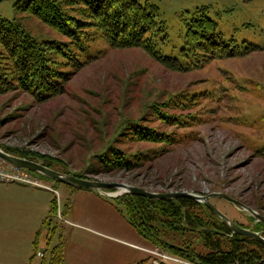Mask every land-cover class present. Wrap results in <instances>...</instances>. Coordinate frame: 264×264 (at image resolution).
<instances>
[{"label":"rangeland","instance_id":"374dc122","mask_svg":"<svg viewBox=\"0 0 264 264\" xmlns=\"http://www.w3.org/2000/svg\"><path fill=\"white\" fill-rule=\"evenodd\" d=\"M15 1L0 0L1 18H14ZM147 1L158 7L166 24L170 51L179 50L182 42L180 16L202 6L209 8L210 17L219 15V28L226 38L250 47L248 43H252L257 50L209 60L202 66L200 59L186 58L181 62L190 65L181 68L178 62L177 71L165 68L140 48H110L93 35L95 29H89L80 56L72 60L71 48L67 57L57 58V70L63 72L59 94L41 100L21 91L0 95V149L26 153L39 164L49 162L52 170L86 180L124 183L157 193H222L264 217V0ZM22 17L23 27L37 39L65 40L39 21ZM244 24L250 28L240 31ZM76 60L79 65L71 69ZM160 105L166 106L172 118L169 123L149 115ZM132 120H148L144 126L163 134L165 142L135 137L129 131ZM122 132L127 135L118 137ZM110 146L133 157L134 165L116 170L95 167L93 157ZM31 173L51 189L49 203L55 198L57 204V212L48 215L41 227L32 226L39 236L38 246L36 242L29 248L31 264H54L51 252L56 246L61 247L62 255L71 248L68 255L74 257L70 259L73 263L82 256L87 260L82 264H190L140 239L117 199L95 191L90 197ZM209 202L235 224L264 237V225L247 212L221 198ZM204 212L201 208L196 215L205 216ZM96 220L103 222L99 231L123 240H85L71 232L73 228L94 235L75 224L94 225ZM210 221L221 223L218 217ZM124 228L142 240L144 253L124 245L129 238ZM162 232L167 235L164 230L160 236ZM186 239L195 252L208 253L201 237L186 234ZM78 246H90L93 254L77 256ZM29 249L19 247L18 252L24 258ZM250 250L251 260L263 262L261 248L251 246Z\"/></svg>","mask_w":264,"mask_h":264},{"label":"trees","instance_id":"16d2710c","mask_svg":"<svg viewBox=\"0 0 264 264\" xmlns=\"http://www.w3.org/2000/svg\"><path fill=\"white\" fill-rule=\"evenodd\" d=\"M12 9L15 14L12 20L0 17V95L21 91L41 100L59 94L62 89L60 90L58 85L63 72L57 70V58L67 57L71 48H74V52L70 53L74 57L72 60L75 56H80L82 41L89 36V29H95L93 35L102 38L110 48H140L165 68L177 71L180 70L178 62L182 65L181 68L190 65L188 61L181 62L186 58L200 59L203 61L202 66L209 60L244 56L257 50L252 43H248L250 47L243 45L244 42L238 44L234 39L226 38L219 28V15L210 17L209 8L205 6L186 10L180 16L184 33L181 36L180 48L176 51L168 49L167 27L158 7L147 0H16ZM22 16L39 21L65 40L37 39L21 24ZM249 28L250 25L247 28L244 24L239 30ZM77 64L79 65L78 61H73L71 69L77 68ZM175 99L179 97L176 96ZM165 108L166 106L162 105L154 106L149 115L162 123H169L172 118ZM147 121L128 122L132 124L129 131L135 137L144 138L149 142H165L163 134L144 126ZM124 135L127 133L122 132L118 137ZM4 152L38 163L26 153L22 154L17 150L7 148ZM93 159L95 167L107 170L129 169L134 165L133 157L130 156L129 159L121 150L111 146L104 154L95 155ZM41 165L51 168L49 162ZM74 177L81 178L75 175ZM115 199L123 203L127 223L141 238L152 247L169 251L172 256L187 263L264 264V259L263 262L251 260L250 250L251 246H257L264 252L263 243L231 235L222 223L210 221L212 217L217 216L202 204L187 198L153 200L139 196H122ZM201 208L205 209V216L196 215ZM56 211L54 198L50 203L49 215L55 214ZM164 230L167 235L162 232L160 236ZM169 233L172 235L169 236ZM186 234L194 238L201 237L203 246L209 249L208 253L195 252L192 244L187 243L190 240L186 239ZM164 236L171 241L164 239ZM53 250L51 256L54 255V264H61V247L56 246Z\"/></svg>","mask_w":264,"mask_h":264},{"label":"crops","instance_id":"0c3cea01","mask_svg":"<svg viewBox=\"0 0 264 264\" xmlns=\"http://www.w3.org/2000/svg\"><path fill=\"white\" fill-rule=\"evenodd\" d=\"M48 188V187H47ZM49 189H39L33 188L20 184H6L0 183V264H31L32 259H29L30 256V247L32 248V244L37 242L38 239L36 232L37 229L33 231L32 226L36 225L37 228L41 227L43 221L49 215L50 203H49V194L51 193ZM90 197H93L96 193L91 190H82ZM57 205V204H56ZM57 212V211H56ZM97 222L94 225L89 223V225L84 224H75L76 228H85L90 230L89 232L94 234H81L82 232L76 231L72 228V233L78 235H82L85 240H95L100 239L103 242L107 240L111 241L115 240H123L118 239L112 235H107V233H103L98 230V227L103 224L101 220H96ZM7 224L9 226L7 227ZM127 225V224H126ZM129 225V224H128ZM130 226V225H129ZM126 226V227H129ZM125 227V226H124ZM131 227V226H130ZM132 228V227H131ZM128 229V237L124 241V245L127 244L129 249L133 251H138L144 253L143 250V242L139 240L138 237L134 236L133 232ZM36 232V236L32 233ZM39 236V234H38ZM113 238V239H112ZM80 239V238H79ZM141 239V237H140ZM86 243V242H84ZM82 243V245L84 244ZM28 252L27 255L22 258L21 253L18 252V248H26ZM90 246H83L80 248L78 246L75 251L78 252L77 256H81V254L91 255L89 248ZM140 249V250H139ZM71 248L67 250V253L63 252V261L62 264H82L84 260L82 256L76 262H72L70 259L74 257H69V251ZM133 253V252H132ZM32 255V254H31ZM31 258V257H30ZM133 258V257H132ZM136 260V259H132ZM135 262V261H134ZM151 262V261H150ZM142 264H149L143 263ZM152 264V263H151ZM165 264H168L167 262Z\"/></svg>","mask_w":264,"mask_h":264},{"label":"water","instance_id":"95a60500","mask_svg":"<svg viewBox=\"0 0 264 264\" xmlns=\"http://www.w3.org/2000/svg\"><path fill=\"white\" fill-rule=\"evenodd\" d=\"M0 160L11 164L12 166L19 168L21 170H27L29 172L40 174L53 182L63 184L65 186L71 187L77 190H91L95 191L101 196L107 198H117L122 196H139L147 199L153 200H176L179 198H187L196 203L204 205L208 208L215 216H217L222 225L230 232L231 235H238L247 238L257 240L264 244V238L256 232L244 229L239 225L232 222L227 216L220 212L215 206H213L209 199L216 197L224 199L243 211L247 212L251 217H253L257 222L264 225V217L252 210L251 208L245 206L239 201L225 195L222 193H210L207 195H198L186 191L173 192V193H157L148 191L146 189L130 186L124 183H106L94 180H86L81 178H76L72 175L63 174L47 168L39 163L32 162L26 159L15 157L10 155L0 149ZM111 191L112 193H107L106 191Z\"/></svg>","mask_w":264,"mask_h":264},{"label":"built area","instance_id":"2783aa9c","mask_svg":"<svg viewBox=\"0 0 264 264\" xmlns=\"http://www.w3.org/2000/svg\"><path fill=\"white\" fill-rule=\"evenodd\" d=\"M31 172L21 170L0 160V183L20 184L33 188L49 189L44 186L40 179L33 177ZM157 264V262H154Z\"/></svg>","mask_w":264,"mask_h":264},{"label":"flooded vegetation","instance_id":"af4514ba","mask_svg":"<svg viewBox=\"0 0 264 264\" xmlns=\"http://www.w3.org/2000/svg\"><path fill=\"white\" fill-rule=\"evenodd\" d=\"M241 227V226H240Z\"/></svg>","mask_w":264,"mask_h":264}]
</instances>
